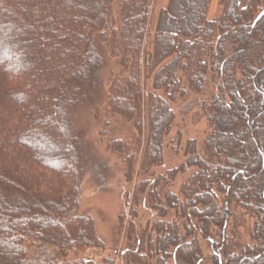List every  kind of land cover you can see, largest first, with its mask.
<instances>
[{
  "label": "trees",
  "instance_id": "obj_1",
  "mask_svg": "<svg viewBox=\"0 0 264 264\" xmlns=\"http://www.w3.org/2000/svg\"><path fill=\"white\" fill-rule=\"evenodd\" d=\"M113 1L0 0V182L35 201L28 204L49 213L19 216L12 209L0 210V231L12 241L15 252L4 264H98L93 260L60 262L47 253L28 260L26 245L30 238L37 243L49 241L60 253L104 248L93 219L78 212L80 169L69 110L79 104L87 82L93 78V83L99 82L103 65L96 43L116 37L123 47L121 65L128 76L111 85L109 106L128 120L134 117L132 101L141 95V54L152 0H122L119 26L109 19ZM186 2L194 4L198 17L180 19L178 12ZM212 2L168 0L159 11L145 75L154 77L153 89L163 91L167 99L149 94V142L144 165H160L163 160L164 141L175 119L167 100L185 99L192 93L210 105L207 119L211 130L205 148L217 151L223 161L214 163L211 154H207L208 161L200 159L196 142H191L187 161L168 171L172 179L194 170L180 190L182 200L171 192L164 199L154 192L150 199H157L153 208L163 219L166 208H171L182 216L187 214L184 216L191 221L192 215L197 216L205 238L215 229L218 242H211L212 264H264V0H220L217 19L209 18ZM252 39L260 45L259 50H249ZM234 47L246 49L245 55ZM217 76L221 81L216 88ZM194 104L183 113L190 112ZM52 115L60 122L59 141H50L45 135ZM233 115L243 124L233 129L232 136L221 135V125L232 122ZM238 136L245 139L244 145L251 152L248 157L241 145L229 153L232 140ZM119 143L112 144L121 152ZM58 148L64 149V155L55 156L51 151ZM127 175L132 179L130 165ZM4 204L0 197V206ZM232 209H243L255 223L246 234L248 242L235 253L225 254L222 250L235 240L225 238ZM176 222L157 221L147 228L127 252V263L168 264L175 256L176 260L197 264L201 259L198 241L194 237L193 249L181 251L191 242L176 243L187 237L179 234ZM3 244L0 241L1 249ZM150 247L152 255L148 253ZM6 255L9 257L7 251ZM103 262L113 264L110 259Z\"/></svg>",
  "mask_w": 264,
  "mask_h": 264
},
{
  "label": "rangeland",
  "instance_id": "obj_2",
  "mask_svg": "<svg viewBox=\"0 0 264 264\" xmlns=\"http://www.w3.org/2000/svg\"><path fill=\"white\" fill-rule=\"evenodd\" d=\"M121 1H113L109 7V19L114 21L117 26L122 22ZM219 2L220 0H213L209 12L210 19L219 18ZM167 4L168 0H152L151 2V17L141 54V95L132 101L135 109L133 119L128 120L116 114L109 106L111 85L115 81H124L128 76V72L121 65L123 47L119 38L116 37L109 38L107 41L99 40L96 43L103 65L99 73V82L93 83L94 78L87 82L83 88L84 94L80 98L79 104L69 110L70 121L76 137L73 142L76 152L75 160L78 162V169H80L78 170L77 184L80 191L78 212L82 216H90L93 219L96 233L103 240L104 248L90 247L60 253L49 241L37 243L29 238L26 245L29 247L28 260L44 257L43 254L47 253L58 258L60 262L93 260L95 263L104 264V259H110L113 264H128L127 252L133 250L137 240L143 236L147 228L149 229L157 221H177L176 223L180 226L179 234L187 237L177 239L176 243L182 245L191 242L181 247V251L189 252L192 250L194 237H196L201 249V259L197 264H212L211 258H213L214 253L211 242H218L214 235L215 229L212 228L205 238L202 236L205 231H202L197 225V216L192 215L194 219L191 221V219L188 220L187 216H184L187 214L183 213L182 216L177 210L171 208H166V218L163 219L160 217L161 212L153 208L157 199H150L154 192L162 199L166 193L171 192L178 194L182 200L180 190L194 170L188 169L184 174H179L172 179L169 177L168 171L181 167V164L187 161L190 155L187 154V147L191 142H196V154L200 159L208 161L207 154H211L214 163H222L223 157L217 151L209 152L205 148L206 135L211 130V124L207 119L210 105L203 101L204 97L192 93L185 99L179 98L173 102L167 100L175 119L172 130L164 141L163 160L160 165L151 167L144 165L145 152L149 142V94L153 92V94L167 99L163 91L153 89L154 77L145 75V64L152 52L158 14L160 9L166 7ZM193 10L194 4L186 2L179 10L178 16L182 20H186L190 16L198 17L197 12L194 13ZM251 38L254 39V33L251 34ZM259 48L260 45L254 41L253 44L249 45L250 51H257ZM233 49L242 55L246 53V49L242 50L236 47ZM230 53L233 52L230 51ZM214 79L217 88L221 79L219 76ZM195 99L200 102H196ZM192 103H195L192 110L184 114L183 110ZM232 117L234 118L232 122L221 125V135L232 136L234 134L233 129L243 124L242 119L237 115ZM48 121L46 125L49 132H45L46 137L50 141H59L57 131L61 129L58 118L52 115ZM179 133L181 134L180 139H178ZM113 142H120V147L122 145L121 152L113 146ZM244 143V137L238 136L236 140H232L229 153H234L235 149L241 145L245 151V156L248 157V153L251 152L250 150L247 151ZM44 148L48 149L49 147L44 146ZM51 151L54 152V155H64L63 148H58V151ZM129 165L133 167L132 179L127 175ZM0 197L5 203L0 206L1 211L12 209L13 213L19 216L30 212L42 216L49 214L39 206L33 207L32 203L35 201L28 199L24 193L19 194L15 189H7L1 185V182ZM231 212L234 214L230 216L232 217L230 219L232 221L231 227L225 238L235 237V240L227 243V247L222 250L225 254L232 251V254L235 253L239 249L238 247H243L248 242L246 234L251 231L255 223V219L247 215L243 209H232ZM234 223H238V225ZM201 227L203 226L201 225ZM130 236H133L132 240H130ZM12 240L15 241L16 238L12 237ZM0 241L4 243L3 249L0 248V260L4 264L11 259L12 253L15 252L12 241L10 243L1 231ZM6 251L10 258L6 255ZM148 253L152 255L151 247L148 249ZM219 260L223 261V256ZM168 264L188 263L182 259L176 260L175 256H172Z\"/></svg>",
  "mask_w": 264,
  "mask_h": 264
}]
</instances>
